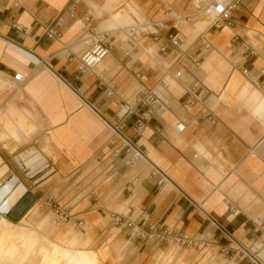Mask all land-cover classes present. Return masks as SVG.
<instances>
[{
	"label": "crops",
	"instance_id": "0c3cea01",
	"mask_svg": "<svg viewBox=\"0 0 264 264\" xmlns=\"http://www.w3.org/2000/svg\"><path fill=\"white\" fill-rule=\"evenodd\" d=\"M175 16L191 19L179 22L180 43L172 47L165 27ZM139 22L163 26L130 37L126 29ZM87 24L112 49L80 73ZM210 26L191 0H0V88L2 82L17 85L25 104L10 101L2 116L19 114L32 129L28 135L12 129L18 140L0 141V191L13 182L11 191L22 187L32 197L18 218L0 213V237L25 228L33 238L28 250L19 246L29 254L22 264H41L52 247L60 264L75 263L63 258L67 254L89 263L81 253L94 264H249L216 247L180 249L131 236L112 226L117 213L212 237L228 250L236 242L264 262V82L254 86L239 71L246 66L256 76L264 69V0H240L230 24ZM48 28L59 37L47 38ZM235 35L251 38L255 55L236 46ZM17 74L24 82L14 80ZM161 78L169 85L170 107L136 139L147 162L130 167L107 124L115 123L120 101ZM194 84L208 97L185 107ZM156 170L167 177L162 186ZM52 204L68 212L66 224H52Z\"/></svg>",
	"mask_w": 264,
	"mask_h": 264
},
{
	"label": "built area",
	"instance_id": "2783aa9c",
	"mask_svg": "<svg viewBox=\"0 0 264 264\" xmlns=\"http://www.w3.org/2000/svg\"><path fill=\"white\" fill-rule=\"evenodd\" d=\"M239 4L240 0H191V5L197 14L210 18V27L216 30L225 23L230 24V20L235 19ZM190 19V17L175 16L171 19L173 22L172 27H165L169 32L167 38L170 46L177 47L180 43V35L177 31L179 22L190 21ZM85 21L87 23L89 22L88 19ZM87 26L90 30L82 41L89 48L79 59L80 66L78 71L80 73L92 70L112 49V45L109 42L97 39V33L94 28H91L89 24ZM162 26V22H139L134 23L126 30L128 35L133 37L136 35L150 34L153 30L158 31ZM45 36L50 39L58 38L59 33L52 28H48ZM250 40L251 38L248 37L240 39L237 35L233 39L236 46H241L253 56L255 52L249 45ZM160 51L164 52L165 48L162 47ZM192 61L196 65L199 64L197 59H193ZM40 64L46 65L45 62H40ZM239 71L254 86L259 85V79H262V82H264V69L259 70L256 76L252 75L251 70L246 66H240ZM97 78L99 84L102 85V74L98 75ZM14 80L18 83L24 82V78L19 74L14 76ZM168 86V82L164 78H161L152 87H141L130 99L119 102L115 123L107 124L110 130L111 140L119 142L117 152L125 156L126 164L130 167L147 162V158L141 147L137 144L136 139L157 112L163 113L169 109L170 102L165 95ZM111 94V92L107 93L108 96ZM207 97L208 92L204 88L194 84L187 90V99L184 106L190 107L195 104H202L206 101ZM204 116L211 124L214 123L212 117L206 112H204ZM178 128L182 129V126L179 125ZM156 172L160 176L158 185L162 186L167 182V177L160 170H156ZM52 209L54 214L52 224L54 226H61L70 220L68 212L59 205L52 204ZM207 220L211 226L216 227L226 234L224 228L214 219L208 217ZM111 223L114 227L126 230L131 236L148 242L171 244L180 249L204 250L207 247H216L220 254L231 256L238 262L247 261L249 264H264L260 253L256 254L251 249L233 242L228 234H226L228 239L235 244L232 250L218 246L216 240L212 237L208 238L203 235L190 236L172 228H159L156 223L149 221L143 215L139 216L136 220H132L117 213L111 216ZM253 223L257 227L261 226L258 221H254Z\"/></svg>",
	"mask_w": 264,
	"mask_h": 264
},
{
	"label": "bare ground",
	"instance_id": "6f19581e",
	"mask_svg": "<svg viewBox=\"0 0 264 264\" xmlns=\"http://www.w3.org/2000/svg\"><path fill=\"white\" fill-rule=\"evenodd\" d=\"M37 156L33 157L32 159H30L29 161H27L26 165H30L32 164L34 161H36ZM5 171V170H4ZM1 172V171H0ZM3 173V172H2ZM13 182H10L6 185V187L0 191V212L2 214H6L8 212H10V216L13 219L18 218L22 213H24L28 207L31 205L32 203V197L29 194L25 193V190L22 187H18L16 190H10V187L13 185ZM11 192V194H9L10 196L6 199L3 200V197L6 195V193ZM4 222V220H3ZM10 224V222H8ZM8 224V226H9ZM12 225V224H11ZM4 226V225H3ZM7 226V225H6ZM13 227V225H12ZM17 228V227H16ZM23 228V227H21ZM9 229V227H8ZM15 229V228H14ZM25 230V228H24ZM34 231V230H33ZM26 231H18V230H14V232L8 233L11 235L8 236H1L0 237V260H2L3 258L7 257V255H9L10 253H12L13 251L17 250V248H15V243L14 240H22L23 238H25V234L24 233ZM3 235V234H2ZM38 235V234H37ZM41 237V236H40ZM31 238V239H30ZM42 238V237H41ZM37 239V238H36ZM32 240V241H29ZM42 241V240H40ZM25 244L31 246V244L33 243V238L31 236H29V238H25L24 239ZM35 242V241H34ZM22 243V242H21ZM44 244V243H43ZM33 246V245H32ZM39 246V245H38ZM42 246V245H41ZM40 246V247H41ZM48 247V246H47ZM51 248V247H50ZM39 250V249H38ZM37 250V251H38ZM49 250V249H48ZM16 252V251H15ZM20 252V251H19ZM19 252H16L15 254H18ZM45 252V251H44ZM40 253V252H39ZM24 254V253H23ZM42 254V253H41ZM12 255V254H11ZM20 255V253H19ZM19 255H17V258H19ZM24 256V255H22ZM27 256V255H26ZM10 257V255H9ZM16 257V256H14ZM13 257V258H14ZM21 257V256H20ZM25 257V256H24ZM43 260H44V264H57L59 262H61V256L57 254V252L55 251V249L52 247L50 249V251L48 253H45L42 256ZM80 258V257H79ZM83 259V258H82ZM85 259V258H84ZM16 260V259H14ZM12 259V262L14 261ZM22 260V259H21ZM75 260V259H74ZM78 260V259H77ZM7 261V260H6ZM88 261V260H87ZM35 262V261H34ZM21 263V262H20ZM86 264H89L87 262H85Z\"/></svg>",
	"mask_w": 264,
	"mask_h": 264
},
{
	"label": "rangeland",
	"instance_id": "374dc122",
	"mask_svg": "<svg viewBox=\"0 0 264 264\" xmlns=\"http://www.w3.org/2000/svg\"><path fill=\"white\" fill-rule=\"evenodd\" d=\"M130 23H132V22H129L128 24H130ZM2 83H3V87L0 88V130H2L3 132L0 133V141L5 140L9 136L18 140V138H19L18 134L15 131H12V129H16V128L18 129L19 128L22 132H24L25 135H28L30 132H32V129H28L26 127V125L21 124V122L23 120V117L21 115H19V114L18 115H12L11 113L6 111L7 113H4V115L2 116V112H4L6 110V108L9 106L8 104L10 103V101H15V102L19 103L20 105L25 106L24 100L21 97L20 91H17V85L10 84L7 82H2ZM11 99H13V100H11ZM5 133H6V135H4ZM13 232H14V230H13ZM24 233H27V232H24ZM27 234H25V236H26L25 238H29V235H27ZM25 238H23L22 240H20V239L14 240L15 245H17V246H15V248H17V250H15L16 252L20 251L19 246H21V245H24L27 250L29 249L30 244L29 245L25 244V242H24ZM29 241H32V240H29ZM15 251H13L12 253L9 254L10 257H9V255H7V257L0 260V264H22V262L24 260H26V258L29 256L28 251H25V252L20 251L19 252L20 255H19V253L15 254L16 253ZM81 254L90 260L89 264L95 263L94 260L91 257H89L88 255H86L84 253H81ZM17 255H19V258H17ZM22 255H24L25 257ZM14 256H16V257H14ZM63 258L66 259L67 262H69L70 260L73 261L75 259L74 264H86L85 262H83V260H79L78 258L70 257L68 254L66 256H64ZM12 259L13 260L16 259V260H14L12 262ZM41 259H42L41 264H44V260L42 257H41ZM60 263L61 262H59L57 264H60Z\"/></svg>",
	"mask_w": 264,
	"mask_h": 264
},
{
	"label": "water",
	"instance_id": "95a60500",
	"mask_svg": "<svg viewBox=\"0 0 264 264\" xmlns=\"http://www.w3.org/2000/svg\"><path fill=\"white\" fill-rule=\"evenodd\" d=\"M1 213V212H0Z\"/></svg>",
	"mask_w": 264,
	"mask_h": 264
}]
</instances>
